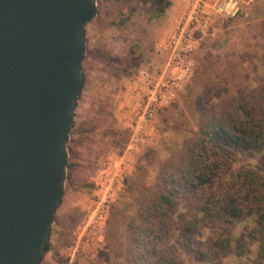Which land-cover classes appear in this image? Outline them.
<instances>
[{
    "label": "rangeland",
    "instance_id": "obj_1",
    "mask_svg": "<svg viewBox=\"0 0 264 264\" xmlns=\"http://www.w3.org/2000/svg\"><path fill=\"white\" fill-rule=\"evenodd\" d=\"M95 4L96 14L84 30L83 84L66 141L63 195L39 264H124L123 221L141 202L142 183L152 186L160 163L196 129L185 101L199 78L210 76L214 91L227 90V96L255 88L264 78V0H256L244 7L245 15L192 50L184 90L151 121L139 122L132 115V91L145 75L158 76L165 68L167 53L160 47L171 30L172 0L163 13L156 12L157 0ZM121 61L137 65L124 70ZM254 161L241 157L240 163ZM246 223L234 224L235 241ZM213 234L203 228L192 246L179 245L178 260L244 264L233 252L220 261L198 262L193 249L202 248Z\"/></svg>",
    "mask_w": 264,
    "mask_h": 264
},
{
    "label": "water",
    "instance_id": "obj_2",
    "mask_svg": "<svg viewBox=\"0 0 264 264\" xmlns=\"http://www.w3.org/2000/svg\"><path fill=\"white\" fill-rule=\"evenodd\" d=\"M95 14V0H0V264L49 249Z\"/></svg>",
    "mask_w": 264,
    "mask_h": 264
},
{
    "label": "trees",
    "instance_id": "obj_3",
    "mask_svg": "<svg viewBox=\"0 0 264 264\" xmlns=\"http://www.w3.org/2000/svg\"><path fill=\"white\" fill-rule=\"evenodd\" d=\"M157 1V13L170 5ZM213 81L203 75L187 95L196 129L160 163L154 184L140 186L141 202L122 224L124 264H182L179 245L192 246L203 228L214 234L193 249L198 262L233 252L244 264L264 263V78L233 96L214 91ZM241 157L255 161L241 164ZM240 219L249 223L235 241Z\"/></svg>",
    "mask_w": 264,
    "mask_h": 264
},
{
    "label": "built area",
    "instance_id": "obj_4",
    "mask_svg": "<svg viewBox=\"0 0 264 264\" xmlns=\"http://www.w3.org/2000/svg\"><path fill=\"white\" fill-rule=\"evenodd\" d=\"M254 2L172 0L171 30L160 47L167 53V62L158 76L145 75L132 91L133 118L139 122L151 121L158 109L172 103L191 76L192 50L245 15L244 7Z\"/></svg>",
    "mask_w": 264,
    "mask_h": 264
}]
</instances>
